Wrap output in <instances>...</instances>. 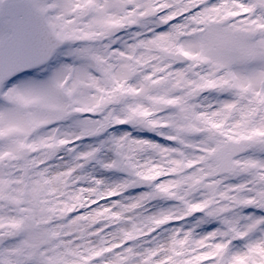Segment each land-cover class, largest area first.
<instances>
[{
  "label": "snow or ice",
  "instance_id": "snow-or-ice-1",
  "mask_svg": "<svg viewBox=\"0 0 264 264\" xmlns=\"http://www.w3.org/2000/svg\"><path fill=\"white\" fill-rule=\"evenodd\" d=\"M0 264H264V0H0Z\"/></svg>",
  "mask_w": 264,
  "mask_h": 264
}]
</instances>
